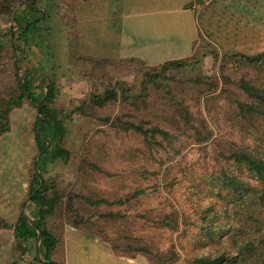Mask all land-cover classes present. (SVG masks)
I'll return each instance as SVG.
<instances>
[{"label":"rangeland","instance_id":"rangeland-1","mask_svg":"<svg viewBox=\"0 0 264 264\" xmlns=\"http://www.w3.org/2000/svg\"><path fill=\"white\" fill-rule=\"evenodd\" d=\"M48 1L64 24L59 31L63 37L53 42L58 72L53 78L54 97L48 106L56 111L66 128L62 147L69 152V157L66 162L57 160L47 164L45 169H37L48 190L47 195L67 186L69 181H74V191L83 189L88 196L109 201L126 200L137 189L144 190L143 195L121 205L100 208L117 214L107 221L97 220L102 229L100 237L65 224L58 216L48 217V225L62 241L57 258L60 254L66 256L67 264H150L147 256L141 253L112 251L108 241L120 235L151 243L154 251L173 248L183 258H189L194 253L197 237H201V208L210 196L206 193L204 176L219 170L222 164L215 161V156L228 142L241 141L240 134L223 112L234 114L230 100L244 99L235 86L237 80L241 76L251 78L256 71L238 64L237 58L232 56L234 52L218 53L204 43L198 45L192 60L184 61V67L164 70L161 66L146 68L134 64L133 69L128 70L124 64L100 62L80 52L73 15L75 0ZM35 3L43 4L42 0ZM24 5V1L15 3L10 14L0 15V42L9 44L13 32L15 35L18 32L12 15L18 14ZM20 48L15 39L12 48L6 46L5 52L0 53V90L13 85L10 70L15 62L14 55L19 60L20 73L29 66L37 70L38 81L42 78L41 50H31L27 63L20 58ZM146 74L157 77L150 81ZM109 85L117 87L118 99L103 107L89 105L82 109L83 113L75 111L93 93H102ZM43 89L44 86H40L36 92L33 88L34 96L37 98ZM178 101L184 103L195 120L203 118L206 121L210 132L208 139H194L192 129H176L175 102ZM38 103L26 99L14 108L10 113L13 129L0 137V198L12 190L14 184L20 187L19 175L34 145L29 141L30 138L34 141L35 137L33 126ZM127 120L143 121L145 127H149V123L158 125L169 135L166 139L158 137L160 145L147 147L140 134L121 127ZM194 124L202 132L201 126L197 122ZM43 138L47 146L49 140ZM50 147L49 142L46 150ZM38 154L36 147L35 154H31L30 174ZM170 212H176L185 220L178 230L159 227V217ZM258 218L264 227L263 213ZM261 232L264 234V229Z\"/></svg>","mask_w":264,"mask_h":264},{"label":"trees","instance_id":"trees-1","mask_svg":"<svg viewBox=\"0 0 264 264\" xmlns=\"http://www.w3.org/2000/svg\"><path fill=\"white\" fill-rule=\"evenodd\" d=\"M22 1L25 2L22 10L12 15L16 19L15 27L18 32L16 35L13 32L11 40L9 38V44L0 42V53L5 52L6 46L12 48L15 39L21 45L20 58L27 63H29L27 58L31 50L40 49L42 52L40 63L42 61L43 67L40 81L43 85L48 79L49 92L40 104L39 113L41 116L50 115L51 120L48 126L38 134L37 128L47 122V117L39 119L36 116L33 130L39 152L46 146V140L42 137L49 140L51 147L41 154L37 165V169L40 170L57 160L66 162L69 157V152L62 147L66 128L62 125L56 111L48 106L54 97L53 78L58 72L55 63L58 60L56 47L53 42L63 37L59 31L64 24L57 18L55 8H51L48 0H42L40 10L37 9L36 0H0V15L10 14L13 5ZM232 56L237 58L238 64L249 66L256 72L251 78L241 76L237 80L235 86L244 99L230 100L234 114L232 111L231 113L223 112L225 119L240 134L241 141L228 142L215 156V161L222 164L219 170L204 176L206 188H208L206 193L210 196L201 208L199 217L201 220L199 236L201 237H197L198 242L197 245L194 244L193 255L183 258L173 248L165 252L154 251L151 243L130 240L129 237L121 235L108 241L112 251L127 254L141 253L147 256L150 264H264V234L261 232L264 227L258 218L261 213L264 215V51L252 55L234 52ZM13 57L15 62L10 70L13 85L3 86L0 90V136L10 131V113L14 108L21 106L26 99L39 102L45 93L43 89L37 98L34 96L31 80L34 79L37 70L34 71L28 66L20 73L19 60L16 55ZM188 59L192 60L193 56ZM186 60L168 62L161 68L165 70L167 67H184ZM99 61L107 62V60ZM146 75L150 76L148 78L150 81L157 77V75ZM19 77L24 79L20 80ZM116 86L121 84L116 83ZM116 86L109 85L102 93H93L87 101L78 105L75 111L83 113L84 107L89 105L103 107L118 99ZM121 97L124 98V94H121ZM204 100L207 107V97ZM175 103L177 118H175L174 126L177 127L176 129L181 130L182 127L192 129L194 139L199 141L208 139L210 132L206 121L203 118L195 120L191 114H188L182 101ZM116 120L119 121V118ZM194 122L201 126L202 132ZM122 125L124 130H132L140 134L147 147L160 145L158 137L166 139L169 135L167 130L158 125L149 123L150 126L145 127L143 121L127 120ZM249 139L251 142H248ZM89 166L98 169L94 165ZM32 177L33 185L30 187L28 196L36 209L33 222L41 234L39 252L41 258L46 261L40 263L34 258L36 264H57L52 260V254L60 244V239L48 225V217L58 216L65 224L85 234L100 237L102 229L97 220L107 221L117 215L112 211H101V207L121 205L125 201L144 194L143 189H137L129 194L126 200L109 201L105 198L88 196L83 189L74 191V181H69L67 186L55 190L51 196H48V190L44 184L35 191L40 180L33 173ZM184 223L185 220L181 219L176 212L160 216L158 220L159 227L172 230H178ZM14 234L17 239L35 241L38 231L21 214L14 225Z\"/></svg>","mask_w":264,"mask_h":264},{"label":"crops","instance_id":"crops-1","mask_svg":"<svg viewBox=\"0 0 264 264\" xmlns=\"http://www.w3.org/2000/svg\"><path fill=\"white\" fill-rule=\"evenodd\" d=\"M73 15L80 52L124 64L128 70L134 64L156 68L188 59L200 43L218 53L264 51V0H75ZM37 74L29 79L36 92L48 83L46 79L41 85ZM29 143L34 145L19 175L20 187L14 184L0 198V264H36V240H20L14 234L21 214L30 222L36 213L28 196L33 185L29 168L37 147L35 137ZM61 246L60 240L52 260L67 264L66 256L57 258Z\"/></svg>","mask_w":264,"mask_h":264},{"label":"water","instance_id":"water-1","mask_svg":"<svg viewBox=\"0 0 264 264\" xmlns=\"http://www.w3.org/2000/svg\"><path fill=\"white\" fill-rule=\"evenodd\" d=\"M15 22H16V19L14 18L13 19ZM24 78H20V80H23ZM48 92H49V88H48V84L45 85V93L43 95V97L41 98V100L39 101V103L37 104V116L40 117L41 119H45L47 117V122L45 123L44 126L42 127H38L37 128V133L40 134L41 131L46 128L51 120V116L50 115H40V104L46 99L47 95H48ZM42 139H44L42 137ZM47 146H49V141H47ZM46 146V147H47ZM46 147L44 149L41 150V152H39V154L36 156V160L34 161V164H33V170H34V174L39 178L40 180V184L38 186V188L35 190L37 191L38 189L41 188V186L43 185V179H42V176L40 175V173L37 171V165L41 159V154L46 150ZM32 225L35 226V228L37 229L38 231V234H37V238H36V245H35V255H36V260L40 263H44L46 261H44L42 258H41V255H40V252H39V240H40V237H41V234H40V231L38 230V227L35 225V223L33 221H30Z\"/></svg>","mask_w":264,"mask_h":264}]
</instances>
